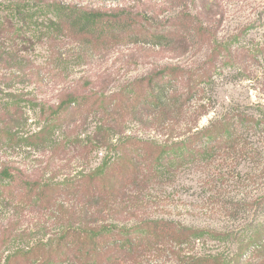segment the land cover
I'll list each match as a JSON object with an SVG mask.
<instances>
[{
	"label": "rangeland",
	"instance_id": "1",
	"mask_svg": "<svg viewBox=\"0 0 264 264\" xmlns=\"http://www.w3.org/2000/svg\"><path fill=\"white\" fill-rule=\"evenodd\" d=\"M63 1L104 11L123 9L140 23L131 35L107 40L65 30L48 34L42 23L37 38L17 40L16 45L9 40L10 31L6 33L7 39L0 41V172L8 166L29 180L63 183L105 160L125 164L135 158L141 177L114 201L58 196L51 204L31 201L18 185L0 177V264H42L68 227H131L160 218L222 234L180 248L160 244L121 264H178L210 254L230 264L237 259L238 264H261L250 252L236 256L250 241L248 226L257 219L264 225V215L257 216L253 203L264 195V179L255 182L248 157L198 155L155 181V154L145 159L141 153H155V143L184 139L204 110L199 127L230 109H264V0ZM188 16L207 29V42L191 38L157 46L133 36L155 28L187 36ZM167 65L182 69L184 77L208 69L206 75L214 82L202 95L207 108L196 110L202 100L195 99L177 113H164L145 102L154 93L150 83H155V71ZM67 92L87 94L98 103L105 100L104 108L113 104L118 112L108 110L106 118L91 107L54 122L52 111ZM33 250L42 259L31 256ZM60 255L48 264H80Z\"/></svg>",
	"mask_w": 264,
	"mask_h": 264
},
{
	"label": "trees",
	"instance_id": "2",
	"mask_svg": "<svg viewBox=\"0 0 264 264\" xmlns=\"http://www.w3.org/2000/svg\"><path fill=\"white\" fill-rule=\"evenodd\" d=\"M0 10L3 12L0 16V41L7 39L6 33L10 31L9 40L15 45L17 40L30 41L37 38L36 30L40 28L39 23L45 26V32L48 31V34L56 35L57 32L65 30L72 35L97 40H107L120 34L129 36L137 30L140 23V19H135L133 14H127L123 9L104 11L63 0H0ZM48 14L53 17L41 18ZM186 19L188 24H184V27L188 26V29L185 28L187 36L179 35L171 28L163 30L155 28V31L147 30L146 33H137L133 36L136 40L139 39L138 41L144 40L157 46L191 38L197 42H207L209 40L207 29L196 19H191L189 16ZM28 30L32 32L27 34ZM207 71L208 69L201 72L195 70L184 77L185 75H182L184 71L179 67L170 65L160 67L155 71V83L154 79H151L150 84H153L152 90H154L152 99L145 102L155 104V107L164 113H177L183 110L187 103L200 99L202 103L196 110H204L208 103L204 102L202 95L207 93L208 86L213 81L212 75H206ZM105 104V100L98 103L97 100H91L87 94L67 92L56 109H53L52 118L57 122L64 115L79 113L91 107L94 108L95 113H102L105 117L108 116V110L118 112L113 104L110 103L111 105L104 108ZM2 107L0 112L3 111ZM204 114H206L205 110L197 114L195 121H192L190 133L184 139L170 145L155 143V153L150 149L141 153L145 159H151L155 154L151 161L152 167L155 168V173L152 174L155 175V181L169 176L170 168L173 166L182 165L189 160L193 161L198 155L209 157L224 152L248 157L253 162L255 182L259 179L263 181L264 109H258L256 112L239 110V108L230 109L215 116L207 125L199 127L197 121ZM105 139L106 136L101 135V140ZM127 142L125 141L123 145ZM120 161L105 160L77 180L63 183L29 180L8 166L3 167L0 177L9 180L10 184L18 185L19 193L29 197L31 201L38 200L44 204H51L58 196H72L81 199L96 198L107 203L116 200L122 191L136 184L141 177L138 169L139 161L137 162L135 158L125 164ZM253 203L257 216L264 215V195H258ZM258 220L248 226L251 233L250 241L240 248L236 256L240 258L244 253L250 252L251 255L259 256L262 259L260 263L264 264V225L259 224ZM220 234L222 233L212 229L195 228L165 218L145 220L131 227L114 224L68 227L57 237L55 250L48 251L47 258L42 264L53 263L52 257L58 254L80 260V264H121L127 259L144 257L147 254L144 249L157 247L160 244L180 248L198 239L217 237ZM30 255L42 259V256L34 250ZM219 257L212 254L193 255L178 264L231 263ZM238 260L234 264H238Z\"/></svg>",
	"mask_w": 264,
	"mask_h": 264
}]
</instances>
